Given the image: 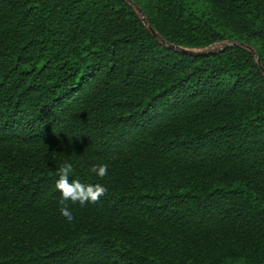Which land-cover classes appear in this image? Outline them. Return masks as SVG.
<instances>
[{"label":"trees","instance_id":"trees-1","mask_svg":"<svg viewBox=\"0 0 264 264\" xmlns=\"http://www.w3.org/2000/svg\"><path fill=\"white\" fill-rule=\"evenodd\" d=\"M260 64L264 0H0V264H264Z\"/></svg>","mask_w":264,"mask_h":264},{"label":"clouds","instance_id":"clouds-1","mask_svg":"<svg viewBox=\"0 0 264 264\" xmlns=\"http://www.w3.org/2000/svg\"><path fill=\"white\" fill-rule=\"evenodd\" d=\"M90 173L103 178L108 174V165H92ZM73 173V167L70 163H65L58 170V179L55 182V188L61 195L60 215L66 222H72L73 212L69 209L67 202L79 203L84 206L87 203H95L102 197L106 188L99 183H82L79 179H69Z\"/></svg>","mask_w":264,"mask_h":264},{"label":"rangeland","instance_id":"rangeland-1","mask_svg":"<svg viewBox=\"0 0 264 264\" xmlns=\"http://www.w3.org/2000/svg\"><path fill=\"white\" fill-rule=\"evenodd\" d=\"M129 3L133 6V8L135 9V11L138 13V15L140 16V18L145 22L146 25H149L147 23V20L142 12V10L132 1H129ZM233 44H238L235 42H231V41H223V42H219V43H215L207 48L204 49H190L193 52H209V51H217V50H221L222 48L229 46V45H233ZM244 47H246L247 49H249L252 54L254 56H256V50L253 46L250 45H245L243 44Z\"/></svg>","mask_w":264,"mask_h":264},{"label":"water","instance_id":"water-1","mask_svg":"<svg viewBox=\"0 0 264 264\" xmlns=\"http://www.w3.org/2000/svg\"><path fill=\"white\" fill-rule=\"evenodd\" d=\"M144 22V21H143ZM145 23V22H144ZM146 25V24H145ZM148 27V29L150 30V32L164 45L170 47V48H174V49H178V50H181V51H184V52H188V53H191V54H203V53H207V52H193L191 51L190 49L188 48H182V47H178V46H175V45H172V44H169L167 43L164 39H162L160 37V35L150 26V25H146ZM243 46V44H241ZM209 52H212V51H209ZM256 60L259 62V59L257 57V54H256ZM260 68L261 70L263 71V74H264V68L263 66L260 64Z\"/></svg>","mask_w":264,"mask_h":264}]
</instances>
